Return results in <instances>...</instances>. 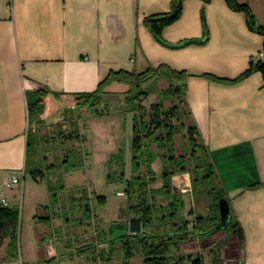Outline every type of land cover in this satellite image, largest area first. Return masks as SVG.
Masks as SVG:
<instances>
[{
    "label": "crops",
    "instance_id": "0c3cea01",
    "mask_svg": "<svg viewBox=\"0 0 264 264\" xmlns=\"http://www.w3.org/2000/svg\"><path fill=\"white\" fill-rule=\"evenodd\" d=\"M239 3L247 5L264 26V0H239ZM171 6L172 0H0V189L9 172L25 178L29 132L32 131L38 147L41 138L49 140L52 132L49 125L61 121V118L47 119L49 111L43 112L38 129L42 136L38 137L29 121L30 92H44L45 100L60 104L62 115L65 110L75 112V94L96 90L110 70L140 73L166 64L192 73L187 79L189 111L244 234L243 245L235 233L228 236L222 255L217 258H225L226 264H264V80L262 73L255 71L239 81H230L250 67L252 57L260 55L264 36L250 29L245 11L231 8L226 0L207 3L184 0L181 17L163 29V36L170 42L202 39L205 22L208 38L203 43L173 50L158 43L145 24L147 16L170 11ZM127 89L122 83H113L107 93L116 95ZM94 136L98 137L95 131ZM95 144L96 140L90 156L78 168L92 194L85 202L77 201L76 215L70 212L65 217L60 202H56V210H52L50 197L36 202L35 235L26 262L37 264L51 255H57L59 264L90 258L88 251L82 255L73 253L75 247L66 251L69 239L65 237L72 228L74 239L75 233L88 236L86 224L92 217L91 200L100 195L90 181L107 182V173L104 177L97 167L91 168L93 156L101 153ZM97 158L100 162L107 160ZM158 161L162 162L158 157L152 163L157 176L152 188L156 191L162 187L161 172L154 167ZM187 172L173 175L174 191L187 192L183 191L191 185L184 181ZM37 173L42 176L31 171L35 181L42 184L45 176L51 177L52 169ZM126 179L129 178H122ZM255 184L259 186L252 188ZM20 188L7 190L12 204H16ZM52 192L58 200L54 187ZM182 198L185 211L194 209L186 194ZM156 199L158 205L167 203L163 195H157ZM212 212L214 206L204 215ZM54 227L64 232V236L54 237ZM78 239L73 246L86 243L76 242ZM49 241H60L58 250L51 248Z\"/></svg>",
    "mask_w": 264,
    "mask_h": 264
},
{
    "label": "trees",
    "instance_id": "16d2710c",
    "mask_svg": "<svg viewBox=\"0 0 264 264\" xmlns=\"http://www.w3.org/2000/svg\"><path fill=\"white\" fill-rule=\"evenodd\" d=\"M209 1L211 0H203L204 3ZM226 1L231 8L245 11L250 29L264 36V26L257 22L255 15L247 5L239 3V0ZM183 2L184 0H172L170 11L151 14L145 18L146 26L164 45L178 47L191 43H203L208 38V30L204 22V37L202 39H185L177 45L164 39L163 29L181 17ZM255 71H260L264 80V44L260 55L252 57L250 67L241 76L230 81H239ZM191 74L166 64L150 67L140 73L127 69L110 70L106 77L99 82L96 90L75 94L77 99L91 100V105L95 106L103 101V96L108 92L107 88L113 83H122L128 87L125 92V101L134 111L131 146L133 174L127 180L126 192L129 197L130 212L134 216L142 215L143 217V231L139 234L118 237L124 254V264H130L129 260L134 257L137 246L140 247L144 256L143 264H204V259L200 255L175 254V252L180 251L182 243L191 240L194 236L205 239L218 231L217 226L221 222V216L216 214L215 205L219 210V200L226 197V194L212 162L210 151L203 144L199 128L189 111L186 93L187 79ZM203 75L209 79L212 78L209 74ZM162 78L167 81V87L160 90V97L162 99L171 98L173 104L169 108H165L162 99L153 102L149 117L146 119L144 112L141 111L142 108L144 109L141 100L155 90L158 80ZM28 100L30 126L32 124L40 125L43 121L41 115L45 108V93L41 90L30 92ZM184 113L192 118L189 124L182 121ZM181 128L186 129L185 135L191 149L189 153L184 152L177 155L173 152L174 138ZM29 135L30 146L34 140L32 131L29 132ZM150 140L157 141L159 146L167 151L163 154L165 162L161 171L162 187L157 191L152 188V184L157 179L152 167L153 155L147 154ZM143 162L147 166L146 173H140ZM190 168L195 175L192 179V186L199 181L211 183L213 180L219 187L218 191L215 186L207 190L214 193V212L207 215L198 214L191 208L189 214L193 215L192 220L182 216L185 202L182 195L174 191L172 183L173 175L189 172ZM38 171L41 173L39 168L32 172L35 176H40ZM121 178H124V172ZM258 186V184L251 185L252 188ZM157 195H163L167 199V203L158 205ZM99 197L105 198L101 195ZM9 202L11 201L9 200L8 204L0 202V251L2 252L3 246L7 244L5 256L16 258L19 253L20 211L14 206L15 204L10 205ZM86 207L88 209L89 204ZM111 226H113L112 229L117 228L123 234L128 229L127 225L117 222ZM222 229L225 232L235 233L240 244L243 245L242 227L240 222L235 220L232 208L230 220ZM221 246V242H218L214 245V249L219 252ZM37 264H59V262L57 257H50L40 260Z\"/></svg>",
    "mask_w": 264,
    "mask_h": 264
},
{
    "label": "rangeland",
    "instance_id": "374dc122",
    "mask_svg": "<svg viewBox=\"0 0 264 264\" xmlns=\"http://www.w3.org/2000/svg\"><path fill=\"white\" fill-rule=\"evenodd\" d=\"M153 37L161 45L167 46L162 44L154 35ZM182 41H184V39L168 42L177 45ZM187 45L167 47L173 50H179ZM166 87L167 81L163 78L159 79L155 90L148 97L142 98L141 104L143 105L144 109L142 108L141 111L144 112L146 119L149 117L151 104L162 99L159 92ZM125 92L126 91H122L116 95L113 93H107L104 96L103 101L99 104H96L95 106L91 105V100L86 101L84 99H75L73 100L75 106L77 107L75 112L73 110H65L63 111L62 115L60 104L54 103L53 105V101H49L48 99L45 100L44 112L46 110L49 111L47 119L51 117L53 119L61 118V121L58 122V125H49L52 126L48 127L52 129L51 135L48 137L49 140H46L47 138H41L42 134L38 130V124L31 125L33 130L38 131V137L41 139L39 140L37 147L34 136V141L30 145L28 152V167L26 169L25 178L22 179L23 187L20 188L19 192L17 193L18 196L16 204L14 205L20 211V228L18 240L19 253L18 257L16 258H9L8 256H5L3 254L5 253V249L7 247V244H5L2 248V253L0 251V264L27 263L26 260L30 252V245L33 243L35 235L33 211L37 201H42L44 198L50 197L52 210H56V202H60V208L62 209V212H60L64 217L68 214L70 215V212L74 213V211L77 214V211L79 210L77 207H75L77 201H87V199L92 194V189L90 190L88 186H85V176H81L78 168L82 167L84 159H88L90 156L94 140H96V150L100 151L101 153L96 152V154L93 156L91 168L93 169L94 167H97L96 170L98 172L100 171L101 173H104V177L107 173L108 177L107 182H105L104 179L103 182H99L98 184H93L92 181L90 182L93 188L96 189L95 193L97 194L98 192L101 196H105V198H103V201H99L98 197L100 195L98 197L96 196L95 198H92L91 205L93 210L90 209L92 212V217L90 218V222L86 224H89L87 226L88 236L86 234V236L81 237L80 234L75 233L76 238H79L76 240V242L81 244L83 242L93 240L96 236L102 238L104 231L110 228L114 222L128 225L131 217L134 215L128 208L129 197L128 193L126 192L128 179L123 181L121 177L123 172L124 177L127 176L129 179L133 174L131 146L133 137L134 111L125 101ZM162 100L165 108H169L173 104V100L171 98L166 97ZM71 102L72 100H70V103ZM70 103H66L65 101V104ZM182 121H184L186 124H189L190 118L184 113L182 115ZM94 131L97 133L98 137L94 136ZM185 134L186 129L181 128L175 135V146L173 148V152L177 155H180L184 152L189 153L191 149ZM166 152V149L161 148L157 141L150 140L148 142L147 154H152L154 160L159 157V159L162 161L161 163L160 161L154 163V167L159 173L164 166L165 160L163 158V154ZM99 156L103 157L104 159L106 158L107 160L104 162L102 160V162H100L97 160L99 159L97 158ZM63 160L64 163H62ZM117 160L122 161L124 169L122 168L120 161ZM53 162V167H60H51ZM76 165L78 167L75 168ZM37 168L41 169V173L52 169L51 177L49 175L45 176L47 183L45 181L40 184L39 182L35 181L31 175V171L36 170ZM146 169L147 166L144 163L140 173H146ZM57 170L60 172H57ZM62 170L67 171L68 173L64 174L63 172L61 174ZM47 174H50V172ZM179 175L182 174L179 173ZM189 175L191 181L188 179ZM40 176L42 175L40 174ZM186 176L187 179H184V181L191 183V185L186 187H191V190H188L187 192H180V194L187 195L190 205L195 206L194 211L196 213L205 214V212H208L210 206H214V193H210L207 190H210L212 186H215L216 191H218L219 187L213 182V180L211 183L199 181L197 184L192 186V179L195 176L192 168H190V171L186 173ZM65 183H67V185ZM53 187L55 188V191L58 192V200H55L56 196L53 195ZM9 204L13 205L11 202H9ZM215 207L216 214H220V209L218 210L216 205ZM76 214L74 213L73 215ZM182 216L187 217L190 220L193 218V215L189 214V210H182ZM72 229H70V232H68V237H65L66 239H69V246L65 247V250L69 252H71L73 249L71 245L74 243ZM54 231V237H56V234L57 236H64V232L57 231L56 228ZM115 231L116 232L114 234L121 232L117 229H115ZM228 236L231 237L232 232L227 233L223 229H219L213 235V237L208 239H199V237L194 236L191 240L182 243L181 250L176 251L175 254H192L193 256L200 255L204 259V264H226L225 258L222 257V259H218L216 255H222L221 249L227 242ZM218 242H221L222 244L219 252L214 249V245ZM57 244L60 246V243L57 241L54 242L53 246H56ZM39 245H41V242ZM211 245L213 247H211ZM82 252L84 251L78 253L76 252V254L82 255ZM88 252L90 254V258L86 259L89 260L88 262L85 260L86 257H84V259L80 258L78 261L68 260L62 264H124V254L122 248L120 247L119 241H117L115 244L112 256H110V259L108 260L103 248L99 253L98 251L92 252V250H89ZM225 257L227 258L228 256L226 255ZM143 259L144 256L142 250L137 246L135 255L129 260V262L130 264H143Z\"/></svg>",
    "mask_w": 264,
    "mask_h": 264
},
{
    "label": "flooded vegetation",
    "instance_id": "af4514ba",
    "mask_svg": "<svg viewBox=\"0 0 264 264\" xmlns=\"http://www.w3.org/2000/svg\"><path fill=\"white\" fill-rule=\"evenodd\" d=\"M127 226H129V223ZM112 227L113 226H111L110 228H108L104 231V235L102 238L96 236L93 240L87 241L83 246H80V247H78L77 244H76V246H75V244H74V246L71 245L72 247H75L74 252H77V253L81 252V251L87 252L89 250H92V252L93 251H99L100 252L103 248L105 255H107L106 257L112 256L113 248L115 247V244L117 243V241H119L118 237L121 235H124L122 232L114 234L116 232L115 229H117V228L112 229ZM54 242L55 241H51V242L49 241L50 246H51V248L58 250L59 245L57 244L56 246H53ZM74 242H75V239H74ZM58 243H60V242H58ZM120 247H121V243H120ZM50 257H57V255H51V256L45 257L43 259H48ZM107 260H108V258H107Z\"/></svg>",
    "mask_w": 264,
    "mask_h": 264
},
{
    "label": "water",
    "instance_id": "95a60500",
    "mask_svg": "<svg viewBox=\"0 0 264 264\" xmlns=\"http://www.w3.org/2000/svg\"><path fill=\"white\" fill-rule=\"evenodd\" d=\"M219 209H220L221 222L217 226L218 230L224 228L231 217V205L227 197L220 198ZM142 231H143L142 215L133 216L130 219L128 229L124 233V236H127L128 234H139Z\"/></svg>",
    "mask_w": 264,
    "mask_h": 264
},
{
    "label": "built area",
    "instance_id": "2783aa9c",
    "mask_svg": "<svg viewBox=\"0 0 264 264\" xmlns=\"http://www.w3.org/2000/svg\"><path fill=\"white\" fill-rule=\"evenodd\" d=\"M17 187H23L21 175L16 172H9L3 179V188L0 189V200L4 201V203H8L9 200L6 194L7 190L15 189ZM183 191H188V188L185 186Z\"/></svg>",
    "mask_w": 264,
    "mask_h": 264
},
{
    "label": "bare ground",
    "instance_id": "6f19581e",
    "mask_svg": "<svg viewBox=\"0 0 264 264\" xmlns=\"http://www.w3.org/2000/svg\"><path fill=\"white\" fill-rule=\"evenodd\" d=\"M0 202H1L2 204H8V203H4V201H1V200H0Z\"/></svg>",
    "mask_w": 264,
    "mask_h": 264
}]
</instances>
